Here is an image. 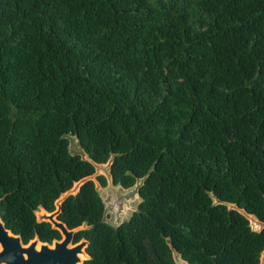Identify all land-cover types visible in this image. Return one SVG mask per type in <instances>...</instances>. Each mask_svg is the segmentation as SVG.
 I'll return each instance as SVG.
<instances>
[{
    "label": "trees",
    "instance_id": "16d2710c",
    "mask_svg": "<svg viewBox=\"0 0 264 264\" xmlns=\"http://www.w3.org/2000/svg\"><path fill=\"white\" fill-rule=\"evenodd\" d=\"M109 162L140 202L113 227L94 181L63 201L82 264H260L227 205L264 223V0H0L5 227L61 240L36 213Z\"/></svg>",
    "mask_w": 264,
    "mask_h": 264
},
{
    "label": "water",
    "instance_id": "95a60500",
    "mask_svg": "<svg viewBox=\"0 0 264 264\" xmlns=\"http://www.w3.org/2000/svg\"><path fill=\"white\" fill-rule=\"evenodd\" d=\"M108 164L110 176V162ZM96 166L97 165H95V171ZM94 174L76 182L69 191L61 195V197L55 201L54 212L47 213L44 210H41V214L36 215L37 222L49 223L52 226V229L59 232L61 240H55L52 244H47L42 243L38 238H35L28 244L24 245L21 237L12 234L0 219V264H82L84 260H87L89 258L85 252L87 241L83 239L74 244L75 234L85 227L81 226L82 228L68 229L67 226L61 221H58L57 218L61 213L63 201L69 196H75L84 183L87 181H93L92 177ZM110 182H112L111 176ZM235 210H238V212L242 211L240 213L245 217L250 216L243 210H239L237 207ZM250 217L255 219L257 224L262 226L257 232L264 229V223L259 222L254 216ZM81 258H83V261ZM260 264H264V250L261 253Z\"/></svg>",
    "mask_w": 264,
    "mask_h": 264
},
{
    "label": "rangeland",
    "instance_id": "374dc122",
    "mask_svg": "<svg viewBox=\"0 0 264 264\" xmlns=\"http://www.w3.org/2000/svg\"><path fill=\"white\" fill-rule=\"evenodd\" d=\"M69 150L72 154H77L83 159H86V156L78 145V141L74 137H69ZM99 175H103L107 179V186L105 188H102L96 181V176ZM92 180L94 181L97 191L104 202L106 222L113 227H116L120 223L128 220L131 213L136 210L137 205L140 202L137 194L139 184L126 190L120 188L119 186H113L110 182L108 163L96 166V171ZM227 207L229 209H236L234 205H227ZM37 214H41V210L37 212L36 215ZM246 217L249 219L250 226L254 231L262 228L261 225L257 224L255 219H252L250 216ZM174 259L176 264H186L177 255L174 256ZM81 260L83 261V258H81Z\"/></svg>",
    "mask_w": 264,
    "mask_h": 264
},
{
    "label": "bare ground",
    "instance_id": "6f19581e",
    "mask_svg": "<svg viewBox=\"0 0 264 264\" xmlns=\"http://www.w3.org/2000/svg\"><path fill=\"white\" fill-rule=\"evenodd\" d=\"M81 257V256H80Z\"/></svg>",
    "mask_w": 264,
    "mask_h": 264
}]
</instances>
